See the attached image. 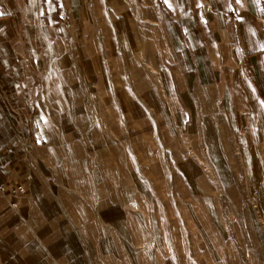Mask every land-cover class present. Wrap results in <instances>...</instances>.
<instances>
[{
	"label": "crops",
	"instance_id": "0c3cea01",
	"mask_svg": "<svg viewBox=\"0 0 264 264\" xmlns=\"http://www.w3.org/2000/svg\"><path fill=\"white\" fill-rule=\"evenodd\" d=\"M105 20L135 44L143 37L139 51L179 132L226 133L230 164L245 169L232 175H264V0H0V264H137L151 256L135 247L104 251V163L85 171L74 141L57 140L56 125L46 132L41 121L42 85L71 67L73 50H89L90 29ZM69 175L97 176L95 205L84 202L92 188L77 191ZM78 193L83 203H67ZM114 240L125 242L120 232Z\"/></svg>",
	"mask_w": 264,
	"mask_h": 264
},
{
	"label": "rangeland",
	"instance_id": "374dc122",
	"mask_svg": "<svg viewBox=\"0 0 264 264\" xmlns=\"http://www.w3.org/2000/svg\"><path fill=\"white\" fill-rule=\"evenodd\" d=\"M115 27L105 20L91 28L89 50L71 52V67L51 73L41 100L46 132L56 125L57 140L74 141L85 171L104 163V251L151 255L137 264H264V175H232L245 169L230 164L226 133L179 132L148 53L139 51L143 37L135 44ZM96 177L67 181L77 191L89 185L92 195L82 197L95 205ZM68 202L83 203L79 193Z\"/></svg>",
	"mask_w": 264,
	"mask_h": 264
},
{
	"label": "built area",
	"instance_id": "2783aa9c",
	"mask_svg": "<svg viewBox=\"0 0 264 264\" xmlns=\"http://www.w3.org/2000/svg\"><path fill=\"white\" fill-rule=\"evenodd\" d=\"M21 189V188H20Z\"/></svg>",
	"mask_w": 264,
	"mask_h": 264
}]
</instances>
